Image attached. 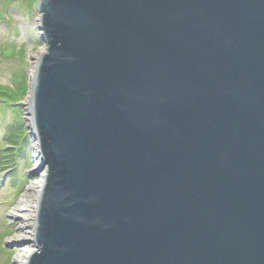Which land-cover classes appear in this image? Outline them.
<instances>
[{
	"label": "water",
	"instance_id": "obj_1",
	"mask_svg": "<svg viewBox=\"0 0 264 264\" xmlns=\"http://www.w3.org/2000/svg\"><path fill=\"white\" fill-rule=\"evenodd\" d=\"M38 8L26 264H264V0Z\"/></svg>",
	"mask_w": 264,
	"mask_h": 264
},
{
	"label": "rangeland",
	"instance_id": "obj_2",
	"mask_svg": "<svg viewBox=\"0 0 264 264\" xmlns=\"http://www.w3.org/2000/svg\"><path fill=\"white\" fill-rule=\"evenodd\" d=\"M40 17L38 0H0V264H16L22 245L16 241L21 220L15 210L26 195L38 203L40 191L30 187L44 184L46 175L37 171V144L30 136L14 144L16 133H22L17 126L21 121L28 126L26 104L36 66L32 53L46 50Z\"/></svg>",
	"mask_w": 264,
	"mask_h": 264
},
{
	"label": "bare ground",
	"instance_id": "obj_3",
	"mask_svg": "<svg viewBox=\"0 0 264 264\" xmlns=\"http://www.w3.org/2000/svg\"><path fill=\"white\" fill-rule=\"evenodd\" d=\"M45 52V49H41L38 53H32L33 60L37 61ZM36 67V66H35ZM37 167L42 166L43 159L41 157L37 158ZM43 182L37 183L36 186L32 185L30 191L36 189L38 192L42 189ZM27 196V195H26ZM24 197L21 201L22 203L15 210L14 216L21 220V227L19 232L21 236L16 238V241L21 244L20 253L16 258V264H26L28 258L36 250L35 237H36V223H35V213H37V199H31V196Z\"/></svg>",
	"mask_w": 264,
	"mask_h": 264
},
{
	"label": "trees",
	"instance_id": "obj_4",
	"mask_svg": "<svg viewBox=\"0 0 264 264\" xmlns=\"http://www.w3.org/2000/svg\"><path fill=\"white\" fill-rule=\"evenodd\" d=\"M10 105H12V104H10ZM19 114H21V112L18 110L17 111ZM21 120V119H20ZM22 122V124H20L19 126H17V127H20V129L22 130L21 132L22 133H16V135H15V140H14V144H16V141L17 142H19V139L22 141H25V139H26V141L28 142V140H29V134H28V131H27V129L24 127L25 126V124H24V122L23 121H21ZM18 139V140H17ZM14 144H11L9 147L10 148H16V145H14Z\"/></svg>",
	"mask_w": 264,
	"mask_h": 264
}]
</instances>
